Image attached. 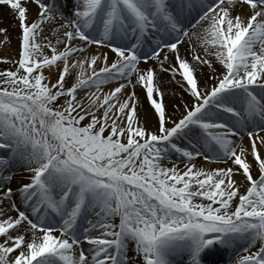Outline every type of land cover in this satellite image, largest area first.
Masks as SVG:
<instances>
[{"label":"snow or ice","instance_id":"1","mask_svg":"<svg viewBox=\"0 0 264 264\" xmlns=\"http://www.w3.org/2000/svg\"><path fill=\"white\" fill-rule=\"evenodd\" d=\"M0 13V264H264V0Z\"/></svg>","mask_w":264,"mask_h":264},{"label":"bare ground","instance_id":"2","mask_svg":"<svg viewBox=\"0 0 264 264\" xmlns=\"http://www.w3.org/2000/svg\"><path fill=\"white\" fill-rule=\"evenodd\" d=\"M10 21H11V16L9 14L0 13V27L6 26Z\"/></svg>","mask_w":264,"mask_h":264}]
</instances>
